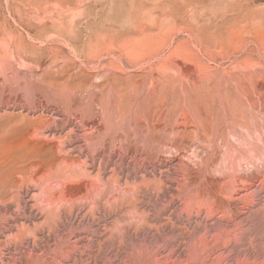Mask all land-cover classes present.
I'll return each mask as SVG.
<instances>
[{"label": "rangeland", "instance_id": "obj_1", "mask_svg": "<svg viewBox=\"0 0 264 264\" xmlns=\"http://www.w3.org/2000/svg\"><path fill=\"white\" fill-rule=\"evenodd\" d=\"M0 264H264V0H0Z\"/></svg>", "mask_w": 264, "mask_h": 264}, {"label": "bare ground", "instance_id": "obj_2", "mask_svg": "<svg viewBox=\"0 0 264 264\" xmlns=\"http://www.w3.org/2000/svg\"><path fill=\"white\" fill-rule=\"evenodd\" d=\"M92 185V184H91ZM52 201V200H51Z\"/></svg>", "mask_w": 264, "mask_h": 264}]
</instances>
